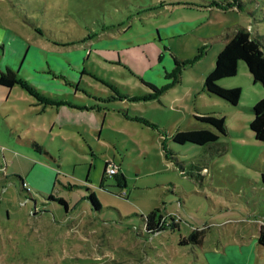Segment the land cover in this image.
<instances>
[{
	"label": "rangeland",
	"instance_id": "1",
	"mask_svg": "<svg viewBox=\"0 0 264 264\" xmlns=\"http://www.w3.org/2000/svg\"><path fill=\"white\" fill-rule=\"evenodd\" d=\"M239 24L264 34V0H0V68L19 78L0 90V264H264V140L249 128L264 88L242 60L218 80L236 104L203 88ZM203 114L224 117L213 155L171 138L212 127ZM106 160L125 186H100ZM153 208L175 225L146 233ZM194 227L202 244H180Z\"/></svg>",
	"mask_w": 264,
	"mask_h": 264
},
{
	"label": "trees",
	"instance_id": "2",
	"mask_svg": "<svg viewBox=\"0 0 264 264\" xmlns=\"http://www.w3.org/2000/svg\"><path fill=\"white\" fill-rule=\"evenodd\" d=\"M237 1V0H232ZM212 3L220 4L216 1ZM174 62L177 63V57L173 55ZM239 60H242L254 82H260L264 88V34L258 32H251L249 28L243 25H237L232 28L229 32L225 33V42L223 47L218 51L215 57V63L213 67L207 72L205 80L203 83V88L208 94L216 95L221 97L232 104H236L241 95V89L239 86H222L219 83V79L223 77H229L236 74L237 66ZM19 81L17 76V71L9 67H5L0 70V85L11 88L14 83ZM158 90V89H157ZM156 90V91H157ZM252 117L249 120V128L252 134L257 140H264V96L255 101L252 107ZM196 118L208 123L212 127H201L196 129H178L172 135L171 138L174 142L185 143L191 142L194 144L204 146L203 149H207L209 155L219 153L223 150V146L219 144L218 137L219 133L224 132V117L216 116L213 114H203L196 115ZM32 146L40 150V146L36 142H32ZM206 152V150H204ZM170 157L173 158L171 154ZM205 158V157H204ZM110 161H105L103 167V177L100 180V186L104 185V176H106V167L110 164ZM174 163H176L182 170V173H186L184 170V165L174 158ZM190 168L189 172L191 175L194 174V169L196 174L201 175V171L206 168L207 163L202 160L201 164L196 161L189 162ZM118 169L113 174L116 176L118 186H125L124 177L118 175ZM22 183V188L28 190L24 187V181L21 176L15 174ZM112 176V175H111ZM260 178L262 183H264V170L260 173ZM87 189H89L87 187ZM50 199L56 200L57 202L63 204L65 208L67 207V202L63 197H56L53 194H49ZM87 199L92 203V208L99 210L101 204L95 195L94 191L91 190ZM169 220L166 215L160 212L159 208H153L145 215L144 219V230L148 234H152L159 230H164L169 226H174L175 222L173 220V215H168ZM204 239V229L203 227H194L190 232L180 237L179 243L186 244L192 242L201 245ZM256 242L258 245L264 246V222L260 223L258 234L256 237Z\"/></svg>",
	"mask_w": 264,
	"mask_h": 264
},
{
	"label": "crops",
	"instance_id": "3",
	"mask_svg": "<svg viewBox=\"0 0 264 264\" xmlns=\"http://www.w3.org/2000/svg\"><path fill=\"white\" fill-rule=\"evenodd\" d=\"M5 67H9V66L5 65L4 68H5ZM4 68H3V69H4ZM9 68H11V67H9ZM3 69L0 68V70H3ZM11 69H12V68H11ZM13 70H15V69H13ZM17 75H18V74H17ZM33 84L36 85L37 83L34 82ZM42 84L47 85V86H50L51 88L55 89L56 91H62V92H63V91H66L64 87H61V86H60V85L62 84L60 81L42 82L41 85H42ZM64 84H66V83H64ZM0 87H1V88H0L1 91H5V90L9 91V90L12 89L14 86L11 87V88H8V87H5V86L0 85ZM32 142H36L35 139H32V140H31V142H30L31 145H32ZM36 143H37V142H36ZM39 146H40V145H39ZM40 148H42V147L40 146ZM106 161H107V160H106ZM106 176H107V175H106Z\"/></svg>",
	"mask_w": 264,
	"mask_h": 264
},
{
	"label": "built area",
	"instance_id": "4",
	"mask_svg": "<svg viewBox=\"0 0 264 264\" xmlns=\"http://www.w3.org/2000/svg\"><path fill=\"white\" fill-rule=\"evenodd\" d=\"M117 171V167L114 164H108L106 167V175L111 176Z\"/></svg>",
	"mask_w": 264,
	"mask_h": 264
}]
</instances>
